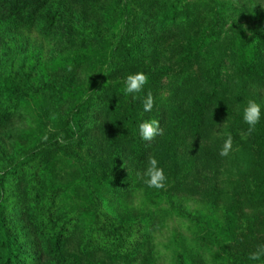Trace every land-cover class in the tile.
Returning <instances> with one entry per match:
<instances>
[{
	"label": "trees",
	"instance_id": "obj_1",
	"mask_svg": "<svg viewBox=\"0 0 264 264\" xmlns=\"http://www.w3.org/2000/svg\"><path fill=\"white\" fill-rule=\"evenodd\" d=\"M67 1L0 0V31L12 40H17L25 28L48 32L62 16L59 7ZM117 2L121 4V25L108 38L109 58L116 60L123 72L135 74L148 52V33L152 29L156 33L166 28L181 30L189 10L183 0H161L158 4L152 0ZM230 16L215 15L213 20L217 23L219 17V27L215 24L209 34L200 35L195 28L187 29L182 39L199 49L207 38L220 35L228 22L225 18L230 20ZM237 53L233 66L238 80L233 95L218 88L225 51L219 50V57L213 58L186 47L179 59L180 71L175 72L178 81L166 102L164 84L159 81L165 70L159 78L157 74L162 71L149 72L138 93L125 95L122 91L111 95V113L103 115L110 116V126L94 118L97 107L99 115L108 107L102 105L95 92L66 103L64 93L71 79L58 85L38 83L34 79L37 67H26L25 58L10 68L0 64V129L8 127L20 107L40 91L57 95L59 103L63 93V103L68 105L58 126L43 121V135L29 148L11 155L0 147V264H84L79 258L93 252L112 261L135 259L139 252L148 256L157 211L146 206V211L141 209V215L128 221L120 220L108 206L114 210L140 185L150 157L156 158L161 168L166 157L183 155L185 159L188 151L190 156L195 150L199 152L196 142L209 137L218 123L226 124L232 133H249L253 142H241L247 157L243 161L236 156L240 164L234 192L219 185V193L201 197L222 207L224 263L264 264V256L259 261L247 259L250 253L264 247V19L250 34L240 36ZM149 92L153 105L145 112L143 101ZM174 98L177 103L169 101ZM249 100L261 105V118L251 131L241 115ZM57 102L53 104L57 106ZM174 113L186 133L172 125ZM150 120L157 122L159 132L150 140H142L138 126ZM190 141L198 148L190 146ZM187 161L185 167L194 162L189 158ZM163 171L164 187L149 188L143 182L145 192L161 193L168 198L172 210L188 215L174 205L175 201L198 192L192 186L182 187L176 178L171 182L174 173ZM125 215L130 216L127 210ZM65 243L70 244L69 251L77 253L66 251L61 256Z\"/></svg>",
	"mask_w": 264,
	"mask_h": 264
},
{
	"label": "rangeland",
	"instance_id": "obj_2",
	"mask_svg": "<svg viewBox=\"0 0 264 264\" xmlns=\"http://www.w3.org/2000/svg\"><path fill=\"white\" fill-rule=\"evenodd\" d=\"M117 1L124 0H68L64 7L63 4L59 7L62 16H59L54 27L48 32H40L36 27L25 28L19 32L17 40H12L10 36L7 37L0 31V64L10 68L25 58L26 67H37L38 73L34 79L38 83L58 85L64 80L71 79L70 86L64 93L66 103L74 102L87 92H95L98 98L102 99V105L108 107L101 110L102 115L98 114L97 107L94 110V118L103 125L110 126V116L103 115L111 113L109 112L111 95L114 93L117 96L122 92L126 77L131 75L123 72L116 60L109 58L108 38L121 25L119 12L121 4L118 5ZM152 1L158 4L161 0ZM183 1L184 7L189 10L188 20L182 23L181 30L166 28L156 33L152 29V32L148 33V37L150 36L147 42L148 52L143 56L136 71L147 75L149 72L160 70L162 72L157 74L159 78L165 70L159 81L164 84L162 91L165 92L163 98L166 102L171 87L178 81V77H175L178 73L175 72L180 71L179 59L186 47H191L194 53L198 50L199 53L213 58L219 57V50L225 51V65L218 88L226 91V95H233L237 90L238 80L233 66L238 56V40L241 35L250 34L264 19V2ZM227 14H231L230 20L224 17L228 22L222 27L220 35L207 38L205 45L199 49L194 43L182 39V32L187 29L195 28L198 35L209 34L210 27L215 24L219 27V17ZM215 15L219 16L217 23L216 19L213 20ZM143 66L147 69L143 70ZM53 101L57 102V95L43 90L34 99L25 102L15 114L13 122L8 127L0 129V147L12 155L29 148L40 139L44 133L42 123L45 121L52 122L54 127L58 126L68 105L63 103V93L57 106ZM169 101L178 102L176 98ZM183 109L186 112L185 106ZM174 115L176 118L174 117L172 125H177L181 133H186L177 113ZM186 118L187 115L184 119ZM225 132L231 136L232 146L228 156L222 159L219 157V145L220 148L223 145ZM241 142L248 145V142H253V138L243 130L232 133L226 124L218 123L210 130L209 137L198 139L196 142L200 146L199 152L195 150L190 156L191 153L188 151L185 159L183 155L165 158L163 170L172 171L175 176L171 182H175L176 178L182 187L192 186L198 192L188 199L175 201L174 205L188 215L172 210L168 198L161 193L155 196L151 192H145L144 180L130 195L125 196L124 203L120 206L115 205L114 210L111 209V205L108 206L112 214L117 215L120 220L124 218L123 220L128 221L141 215V209L146 211V206L152 211H157L156 228L153 229L151 239L148 241L150 248L148 256L143 257L139 252L135 259L123 258L112 261L107 260L99 252H93L80 257L79 261L84 264H225L223 244L226 236L222 230V207H215L210 200L201 196L211 192L219 193V185L228 192H234L240 164L236 156L238 154L243 161L247 157L246 152L242 150ZM190 146L198 148L194 141H190ZM203 152L210 155H204ZM187 158L194 162L191 166L185 167ZM59 159L63 157L59 156ZM151 200L157 203L152 204ZM126 210L129 217L125 215ZM68 246H70L68 243L63 245L61 256L66 251L77 253L76 250L69 251Z\"/></svg>",
	"mask_w": 264,
	"mask_h": 264
},
{
	"label": "clouds",
	"instance_id": "obj_3",
	"mask_svg": "<svg viewBox=\"0 0 264 264\" xmlns=\"http://www.w3.org/2000/svg\"><path fill=\"white\" fill-rule=\"evenodd\" d=\"M146 82L147 77L142 72L128 75L125 79L122 91L125 93V95L130 93H138L146 84ZM152 105V97L149 94L143 101V110L145 112L150 111L152 109ZM241 115L243 122L248 125L249 131H251L261 118V105L254 100H249L247 105L243 107ZM138 128L139 135L142 140H150L159 132L157 122L155 120L142 122L139 124ZM224 135L226 138L224 139L223 145L219 150V155L222 157L228 156L232 146L231 136L227 132H225ZM144 177V183L147 185V187L156 189L164 187V181L166 177L164 175L163 169L158 166V161L155 158L150 157L148 159ZM261 256H264V247H261L257 251L250 253L247 259L249 261H259Z\"/></svg>",
	"mask_w": 264,
	"mask_h": 264
}]
</instances>
